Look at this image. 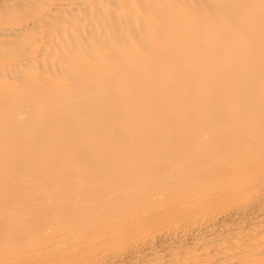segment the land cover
I'll use <instances>...</instances> for the list:
<instances>
[{"label":"bare ground","instance_id":"1","mask_svg":"<svg viewBox=\"0 0 264 264\" xmlns=\"http://www.w3.org/2000/svg\"><path fill=\"white\" fill-rule=\"evenodd\" d=\"M0 264H264V0H0Z\"/></svg>","mask_w":264,"mask_h":264}]
</instances>
